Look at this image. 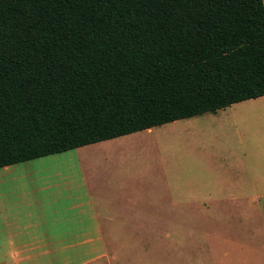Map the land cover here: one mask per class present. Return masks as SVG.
I'll use <instances>...</instances> for the list:
<instances>
[{
	"label": "trees",
	"instance_id": "16d2710c",
	"mask_svg": "<svg viewBox=\"0 0 264 264\" xmlns=\"http://www.w3.org/2000/svg\"><path fill=\"white\" fill-rule=\"evenodd\" d=\"M264 96V0H0V167Z\"/></svg>",
	"mask_w": 264,
	"mask_h": 264
},
{
	"label": "crops",
	"instance_id": "0c3cea01",
	"mask_svg": "<svg viewBox=\"0 0 264 264\" xmlns=\"http://www.w3.org/2000/svg\"><path fill=\"white\" fill-rule=\"evenodd\" d=\"M259 108L264 109V104ZM155 127L74 148L80 166L68 181L51 180L44 167L23 162L0 167V264H173L93 260L95 255L110 252L111 238L152 236L159 222L172 228L175 216L180 221L190 220L201 206L211 207L212 202L201 197L204 192L189 193L184 185L171 182L164 170L161 175L154 173L148 183L138 181L137 170H111L109 176L114 181L100 184L82 164L81 153L110 151L120 147L122 139L144 131L152 133ZM262 145L252 138L247 140L241 157L231 154L222 159L217 155L214 159L219 165L213 188L229 186L232 192L228 199L235 201L231 206L264 202V175L251 167L248 173L242 170L226 176L218 168L227 161L234 167L264 163ZM127 177L132 181L126 182ZM227 180L230 185H226ZM255 189L256 194H247Z\"/></svg>",
	"mask_w": 264,
	"mask_h": 264
},
{
	"label": "rangeland",
	"instance_id": "374dc122",
	"mask_svg": "<svg viewBox=\"0 0 264 264\" xmlns=\"http://www.w3.org/2000/svg\"><path fill=\"white\" fill-rule=\"evenodd\" d=\"M263 104V97L249 99L215 112L160 125L152 133L144 131L130 136L121 140L123 144L120 147L110 151L99 149L95 153H81L82 164L91 176H97L100 184L114 181L109 176L111 170H137L140 177L138 181L144 183L150 182L154 173L161 175L164 170L171 182L176 181L175 185H184L189 193L204 192L201 197L212 202L211 207L201 206V211L192 214L190 220L180 221L175 216L172 228H167L164 222L157 223V232L152 236L111 238L110 252L95 255L93 260L262 264L264 202L259 200L254 204L231 206L235 201L228 199L232 192L230 187H213L217 185L219 163L214 164L217 155L222 159L231 154L239 158L245 151L247 140L252 138L255 143L263 144L264 149V143L260 142L264 141V109H258ZM21 164L44 167L48 174L55 173L49 175L51 180L68 181L79 169L80 161L75 149H71ZM251 167L264 175V163L234 167L227 161L218 169L227 176L242 170L248 173ZM176 175L179 177L174 178ZM131 179L127 177L125 181ZM228 181H225L226 185H230ZM260 192L257 191L258 194ZM247 194H256V189L248 190Z\"/></svg>",
	"mask_w": 264,
	"mask_h": 264
}]
</instances>
